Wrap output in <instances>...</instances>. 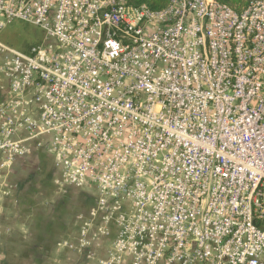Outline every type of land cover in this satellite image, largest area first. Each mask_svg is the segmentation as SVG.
Returning a JSON list of instances; mask_svg holds the SVG:
<instances>
[{
  "label": "built area",
  "instance_id": "built-area-1",
  "mask_svg": "<svg viewBox=\"0 0 264 264\" xmlns=\"http://www.w3.org/2000/svg\"><path fill=\"white\" fill-rule=\"evenodd\" d=\"M15 21L45 37L0 40V194L49 155L95 194L63 243L87 264H264V0H0Z\"/></svg>",
  "mask_w": 264,
  "mask_h": 264
},
{
  "label": "crops",
  "instance_id": "crops-1",
  "mask_svg": "<svg viewBox=\"0 0 264 264\" xmlns=\"http://www.w3.org/2000/svg\"><path fill=\"white\" fill-rule=\"evenodd\" d=\"M40 159L45 161L43 185L34 180L37 169L29 171L26 168ZM48 166L50 169L46 172ZM56 175L54 158L41 154L17 160L7 173L5 180L9 194H0V264H87L84 252L63 246L65 241L75 243L77 240V220L71 221L69 226L68 222L62 223L53 217L47 208L42 211L43 207L39 204L42 199L48 200L45 196L48 191L59 194L79 190L57 187L54 184ZM2 182L0 180V184ZM90 208L89 204L78 215L87 214Z\"/></svg>",
  "mask_w": 264,
  "mask_h": 264
},
{
  "label": "rangeland",
  "instance_id": "rangeland-1",
  "mask_svg": "<svg viewBox=\"0 0 264 264\" xmlns=\"http://www.w3.org/2000/svg\"><path fill=\"white\" fill-rule=\"evenodd\" d=\"M44 37V32L38 27L21 21H15L1 33L0 40L19 51L25 52L31 47L41 44ZM44 162L45 161L40 159L35 161L34 164L26 167L29 171L33 170V168L37 169V176L34 179L37 181V184L40 183L43 185L45 183L44 171L42 169ZM49 169L50 167L48 166L46 172H49ZM34 180L32 181L33 183ZM45 196L48 200L42 199L39 203L43 207L42 211L45 212L47 208L53 217L60 220L62 223L63 221L68 222L69 226L71 221L76 222V216L79 211H82V209L89 204L92 207L95 203V194L84 190H73L71 192L59 194H52L48 191ZM38 198L41 197L39 196ZM48 202L52 203L50 204ZM49 206H51L52 209H50Z\"/></svg>",
  "mask_w": 264,
  "mask_h": 264
},
{
  "label": "trees",
  "instance_id": "trees-1",
  "mask_svg": "<svg viewBox=\"0 0 264 264\" xmlns=\"http://www.w3.org/2000/svg\"><path fill=\"white\" fill-rule=\"evenodd\" d=\"M129 4L140 6V5H146L150 9L159 11L163 10L170 4L171 0H126ZM220 3L226 4L236 10H241L249 2L255 1V0H217Z\"/></svg>",
  "mask_w": 264,
  "mask_h": 264
}]
</instances>
